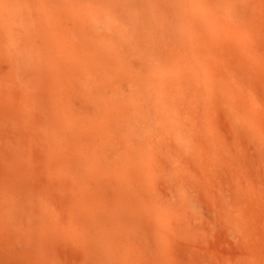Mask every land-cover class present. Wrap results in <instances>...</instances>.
I'll return each instance as SVG.
<instances>
[{"label": "bare ground", "instance_id": "1", "mask_svg": "<svg viewBox=\"0 0 264 264\" xmlns=\"http://www.w3.org/2000/svg\"><path fill=\"white\" fill-rule=\"evenodd\" d=\"M256 156L264 0H0V213L39 264H264ZM209 208L249 233L222 261Z\"/></svg>", "mask_w": 264, "mask_h": 264}, {"label": "rangeland", "instance_id": "2", "mask_svg": "<svg viewBox=\"0 0 264 264\" xmlns=\"http://www.w3.org/2000/svg\"><path fill=\"white\" fill-rule=\"evenodd\" d=\"M256 157H257L256 159H258L257 160L258 163L256 165V172L259 175V180L261 182V185L258 187V192H260L262 190V188H263L262 185H264V165L261 162H259L258 156H256ZM0 175H1V171H0ZM1 181H2V179H1V176H0V199H1V184H2ZM214 188H215V190H214ZM209 190L218 191L217 187H215V186L213 187V189L209 188ZM210 209L211 208H209V211H207V214H206L207 218L205 219V217H204V219L207 222L209 221V223L204 221L205 222L204 224L207 223L209 225V227L206 224L205 226H203V228L205 229L207 227L206 229L207 230H211V231H207V230L206 231L205 230L202 231L201 230L202 232H204V234H203L204 235V239L206 238L204 242H203L204 239H201V240H202L203 244L207 243L206 247L209 250L207 252L210 253L212 251L211 253H215V254L217 253L218 256L216 255V257L217 258L219 257L221 259V261H222V259L225 258V257L229 258L230 256H229L228 252L230 251V255H231L233 250L236 248L235 247V244H236L235 241H238V240H241L242 238H244V239L241 240L242 243H243L247 239L246 236L247 235L249 236V233L246 232L245 230H244V232H241L242 230L240 228H235L236 227L235 224H234L235 227H232V228L233 229L235 228V231L237 230V232H234L233 229H231V228L230 229L232 231L228 230L226 228L227 226L225 227V225H229L231 223V219H229V216H226V218H224L223 216H220L217 219H216V216H214L215 218H212L211 221L212 222L214 221V222H217V223H218V221L221 218V221H220L221 223L219 222V224H221V226H223L225 229L222 228L223 231L221 229L218 230L219 228H221V226L220 225L218 226L216 223L213 224L214 222L212 223L209 220L210 217L213 216V215H211L212 213L209 214L210 211H211ZM208 215H209V217H208ZM222 219H224V220H222ZM228 219L230 220V223L227 221ZM256 219H257V222H258V224L256 225V241H257L259 253L264 255V211L262 209V206H261L260 202L257 205ZM224 223H226V224H224ZM231 224H233V223H231ZM213 225H214V228H213ZM229 226H228V228H229ZM11 230L12 229L9 227L8 217L0 213V264H39V259H38V257L35 256V253L33 255L29 251L30 250L29 248H27L28 249L27 250L24 247L22 241L19 238V234L16 232L17 229H15V232H11ZM225 230H226V232H224ZM213 231L215 233H217V235ZM232 232H234V233H232ZM201 233H199V234L201 235ZM231 233H232V235H231ZM240 233H242V234L243 233L244 234L247 233V235L245 234L246 235L245 236L243 234L244 235V237H243V235L241 234L242 238H240L241 237L239 235ZM199 234L197 236H199ZM228 234H229V236H228ZM234 234L237 235V236H235ZM203 235H201V236H203ZM222 235H224V237ZM234 236H235V238H233ZM238 236H239L240 239L237 238ZM200 238H202V237H200ZM226 239H228V240H226ZM196 240L200 241L199 238H197ZM231 240H233V242ZM202 242L199 244L200 246L203 245ZM233 243H234V245H233ZM244 243L246 244V242H244ZM240 245H242V248H244V244L240 243ZM203 246H205V245H203ZM223 249H225L226 251H224ZM221 250H223L224 252L221 251ZM225 252H227V253H225ZM225 254H228V255H225ZM219 255L220 256L223 255V256L220 257ZM70 261L71 260H69V259L67 260V262H69L68 264H70ZM71 262L75 263L74 261H71Z\"/></svg>", "mask_w": 264, "mask_h": 264}]
</instances>
